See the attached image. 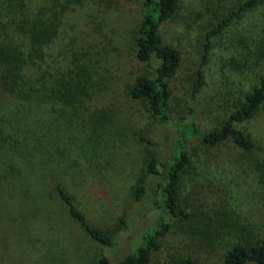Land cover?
<instances>
[{"label": "rangeland", "instance_id": "1", "mask_svg": "<svg viewBox=\"0 0 264 264\" xmlns=\"http://www.w3.org/2000/svg\"><path fill=\"white\" fill-rule=\"evenodd\" d=\"M242 0H177L159 32L181 56L168 81V113L192 107L203 131L219 127L264 75V0L211 40L204 86L191 97L206 33ZM143 16L138 0H0V56L21 55L22 91L0 90V264H96L131 253L156 212L133 192L148 149L163 152L171 131L129 92L158 62L136 59ZM1 74V62H0ZM251 151L231 141L189 144L179 205L148 264L190 258L219 262L235 244L264 239V104L241 124ZM60 184L118 247L104 248L73 222L56 194ZM152 190V189H150ZM124 219V224L121 220Z\"/></svg>", "mask_w": 264, "mask_h": 264}, {"label": "trees", "instance_id": "2", "mask_svg": "<svg viewBox=\"0 0 264 264\" xmlns=\"http://www.w3.org/2000/svg\"><path fill=\"white\" fill-rule=\"evenodd\" d=\"M138 1L143 6V16L137 31L135 56L139 62L147 65H150L153 60H156L158 64L154 68L153 77L143 75L136 79L129 96L133 100L145 101L157 121L171 131L172 139L165 148L166 151L163 152L160 144L153 138L139 135L140 141L148 149V155L144 166V176L133 192V200L135 203H142L146 200L149 191H152L151 207L156 212V219L152 227L141 233L138 245L131 253L116 261L102 256L96 264H148L151 254L160 250L161 238L170 230L165 216L170 215L182 220L190 218V215L179 205L181 174L189 164V144L198 140L207 146H215L229 140L244 151L253 150V142L240 126L251 120L264 104V75H262L257 86L245 97L243 103L239 104L217 128L210 131L201 130L196 123L192 107L185 114L172 119L168 113L170 99L168 81L176 74L181 56L175 47L164 43L159 27L173 16L177 0ZM261 1L263 0L240 1L206 33L202 60L192 86V98L200 92L205 83L202 67L208 61L211 40L227 29L240 15L256 7ZM0 62V90L12 94L22 91L25 85L17 90L21 84V70L24 63L21 55L6 52L4 56H0ZM55 190L69 217L90 239L104 248L114 250L118 247L112 233L93 225L62 185L57 183ZM121 223L124 224V219ZM173 264L201 263L195 259L184 258ZM212 264H264V239H259L253 244H235L219 262Z\"/></svg>", "mask_w": 264, "mask_h": 264}]
</instances>
